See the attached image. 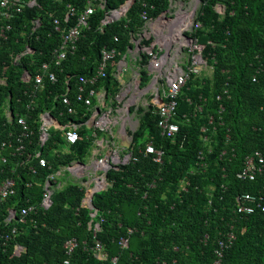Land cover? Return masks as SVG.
I'll use <instances>...</instances> for the list:
<instances>
[{
    "label": "trees",
    "instance_id": "16d2710c",
    "mask_svg": "<svg viewBox=\"0 0 264 264\" xmlns=\"http://www.w3.org/2000/svg\"><path fill=\"white\" fill-rule=\"evenodd\" d=\"M89 1L38 0V6L14 12L11 20L0 16V183L14 179L17 188L15 196L0 202V264H64L68 259L64 246L73 238L79 246L69 258L71 264H112L115 257L117 264H214L219 242L229 232L236 240L224 250L222 264H264V211L257 209L259 204L264 206V175L254 181L237 178L246 157L264 151V0H202L196 19L201 28L194 30V37L204 46L214 74L193 76L182 90L175 117L181 130L175 140L161 134L152 110L142 116L133 144L138 161L111 170V186L94 197L100 222L96 236L90 229L91 212L81 205L84 191L79 187L71 185L55 195L50 209L40 207L43 187L37 184L44 186L60 164L78 158L51 157L54 139L42 145L40 114L51 110L55 96L66 92L68 82L71 85L93 73L103 47L116 45L125 52L130 34L143 26V11L156 18L169 5L168 0H137L126 18L104 30L101 23L107 12L129 0H107L106 9L96 8L77 51L68 55L62 67L54 68L58 83L46 79L37 107L29 111L35 78L43 64L53 63L62 44L55 19L62 29L74 26ZM220 4L226 7L224 15L216 10ZM71 8L76 16L67 20ZM5 26L11 27L6 30L7 40L1 36ZM28 49L34 53H26ZM25 72L31 76L29 82ZM7 107L13 111L11 118ZM20 117L26 119L33 136L23 155H14L16 147L3 149L2 144L18 145L15 138L23 133ZM203 126L209 128L207 135L202 134ZM205 136L214 140L212 145L206 144ZM149 141L165 152L163 164L141 154ZM201 151L204 160L199 158ZM42 158L51 169L38 166ZM183 182L188 183L187 191H180ZM30 183L32 188L27 186ZM246 194L254 198L248 202L256 207L252 214L238 213V199L243 201ZM28 201L35 210L23 219ZM10 210L17 216L7 223ZM122 238L129 239L126 249L120 245ZM97 240L107 254L105 261L95 258L90 249ZM17 248L24 249L21 255H15Z\"/></svg>",
    "mask_w": 264,
    "mask_h": 264
},
{
    "label": "built area",
    "instance_id": "2783aa9c",
    "mask_svg": "<svg viewBox=\"0 0 264 264\" xmlns=\"http://www.w3.org/2000/svg\"><path fill=\"white\" fill-rule=\"evenodd\" d=\"M132 1H127L116 10L108 11L102 20L101 30H104L111 23L126 18L129 10L132 8ZM169 4V11L160 15L156 20H152L147 11L141 13L144 26L140 30V41L144 39L149 40L154 36L155 43L150 47H140L141 45L139 43V46L137 45L135 50L129 49L123 59L121 52L118 57V51L116 49L107 46L104 47L101 50L100 61L98 62L94 75L90 77L80 76L78 81L71 85L68 82L66 92L58 94L60 96V98L58 97L60 103L65 107V113L71 116L66 123H62V131L68 145L74 147L89 140L81 133L85 127L92 131L91 137L94 139L98 138L99 133L109 134V137L107 140L104 138L99 143L97 146L98 154H94L90 160V157L86 159L81 158L83 162L73 161L69 164L62 165L57 172L49 174L43 188L42 200L40 202L41 208L48 210L53 206V195L59 185L57 176L62 172L70 174L73 179V184L84 191L85 197L82 201V207L88 208L91 211L92 217L95 218L98 211L93 205V198L95 194L106 191L111 186L108 176L109 172L111 170H119L122 166L133 161H138L135 155V146L133 145L134 135L139 131L142 116L146 112L152 110V114L158 117V127L164 137L171 140L177 138L181 130L180 125L175 122L179 96L191 77L193 75L199 76L208 68V65L202 56L203 47L199 44L198 39L194 37V30L201 28V24L196 19L198 10H200L202 5V0H169ZM38 5V0H0V16L5 21L11 20L14 12L20 13L26 6L35 7ZM98 7L106 9L107 0H90L84 12L77 16L75 25L66 29H62L60 20L55 19L56 30L62 33V44L54 53L53 63L43 64L42 73L35 78L34 89L31 93L32 101L27 104L29 111L37 107L36 100L38 99V92L45 86L46 79L53 85L58 83L59 77L54 68L62 67L63 62L67 61L68 55L77 51L83 31L89 28L90 19ZM216 10L219 14L224 15L226 7L220 4L217 5ZM74 16H76L75 10L71 8L67 20ZM10 29V26L2 28L1 36L4 40H7L6 30L9 31ZM149 29L150 32L148 31ZM157 34H161L162 38L166 39L167 42L165 41V45H161L156 41ZM119 41V38L115 37V42L119 43ZM130 51L135 53V60L138 58L142 59L143 55H147L150 59V68L157 73L153 80L146 86L142 84L143 80L140 72L135 70L133 78L129 82H124L123 72L125 71L126 61ZM164 69V72H160ZM62 72H64V69H62ZM109 75L122 82L120 93L117 96V101L121 105L114 108V111L108 110L107 112H96L92 109V114H89L91 119L88 123L78 122L80 115L79 109H85L86 113H89L90 110L88 109L92 108L93 99H95L101 90L96 88L97 84L100 79H106ZM68 77L71 76L69 75ZM29 79L31 80V76H29ZM102 89L106 88L104 87ZM108 92L111 93L109 90ZM108 92L105 90L102 91L104 101L109 100ZM104 101L101 99V102L104 103ZM220 109L224 110V107ZM198 110L202 111L203 108L200 107ZM61 115L63 116V114ZM51 120L49 114H46L44 116L45 122L40 129V141L44 146L50 139L47 127ZM18 124L23 127V133L15 138L18 145L13 146L12 143L7 144L6 142L2 144V148L4 149L7 146H10V148L16 147L14 155L16 153L23 155L26 150V142L30 141L33 132L24 117L18 119ZM201 131L202 134L207 135L209 128L203 126ZM204 141L207 145H212L214 142L208 136L204 137ZM211 151L212 149L209 152ZM140 152L154 163L161 165L164 162L165 152L157 149L152 141L147 142L144 150ZM199 158L200 160L205 159L204 151L200 152ZM3 161L6 163L7 158L4 157ZM38 166L40 168H47L49 167V162L44 158L39 159ZM205 166L206 164H203V167ZM30 170L34 174L37 173L34 168ZM260 175H264V151H256L254 154L247 156L242 170L237 174V178L241 181H254ZM27 186L32 188L33 184L30 183ZM186 187L187 184L185 183L181 186L182 190H185ZM16 194L17 188L14 179L9 178L0 183L1 203L6 202ZM253 199L249 194L244 196L243 201L239 198L238 213H254L256 207L248 204V202H253L250 201ZM28 203L29 207L22 210L23 219L35 210V207L29 201ZM257 209L264 211V206L259 204ZM16 216L17 212L10 210L6 222L12 223L16 220ZM98 231L99 225L94 229L95 236ZM16 233L17 229H14L12 234L15 235ZM224 238L225 240L219 242L220 249L217 250L218 258L214 264H222L224 250L236 240V236L232 232L227 233ZM120 245L123 249L128 248L129 239L122 238ZM78 246L77 239H72L66 243L65 250L68 259L64 261V264H71L69 258L72 257ZM90 249L98 260H107L104 247L98 240L94 242V245ZM19 250L21 249L19 248ZM117 263V257L112 259V264Z\"/></svg>",
    "mask_w": 264,
    "mask_h": 264
},
{
    "label": "crops",
    "instance_id": "0c3cea01",
    "mask_svg": "<svg viewBox=\"0 0 264 264\" xmlns=\"http://www.w3.org/2000/svg\"><path fill=\"white\" fill-rule=\"evenodd\" d=\"M136 2H137V0H136ZM131 3H132V6L135 4V3H133V1ZM168 4H169V0H168ZM169 6H170V4L168 5V9L165 12L169 11ZM165 12H163V13H165ZM163 13H161L160 15H162ZM198 13H199V10H198ZM149 17H150V15H149ZM158 17H156V18L150 17V18L152 20H156ZM120 20H122V19H120ZM141 21H142V19H141ZM142 23H143V21H142ZM143 26H144V23H143ZM143 26L141 27V29L143 28ZM140 30L137 33H131L130 34V36H129V45H128L127 50L125 52L121 51L118 47H116V45L111 46L109 48L116 49L118 51V57H119V53L121 52V57L123 56L122 57V59H123L127 55L128 50L129 49L135 50L139 43L141 45L140 47H143V46L150 47L153 43H155V37L154 36H152L149 40L148 39H144V40L140 41V34H141ZM148 31L150 32V29ZM156 41H158L161 45H165L166 39L162 38L161 34H159V35L157 34V40ZM26 53H34V51L30 49ZM26 53H23V54H26ZM20 58L21 57L19 55L17 57V60H20ZM126 63H127V65L125 66V71L123 72L124 82H129L133 78L134 70L140 72V74L142 76V80H143L142 84L144 86L148 85V83L150 81H152L153 78L155 77V75L157 74L155 71H153L152 68H150V59H149V57L147 55H143L142 59L138 58L137 60H135V53L130 51V53H129L128 57H127ZM97 65H98V63H97ZM97 65H96V68L94 69V71H93V73L91 75H87V76H83V77H90V76L94 75V73L97 70ZM164 71H165V69L160 71V72H164ZM205 72H207L208 75H204ZM144 73H146V75H144ZM210 74L211 73H210L209 70H205V71H203L201 73V75L204 76V77L212 78V75H210ZM28 75H29V73L25 72L24 79H25L26 82L30 81V79H29L30 75L29 76ZM104 87L107 90L106 89H102ZM121 87H122V82L119 79H117V78H112L110 75L106 79H100V81L97 84L96 88L97 89H101V90L99 91V94L95 97V99H93L92 108L88 109V110H90L88 114L86 113L85 109L84 110L79 109L80 115H79L78 122L88 123L90 121V119H91L89 114H92V109H94L96 112H107L108 110H113L114 111V108H116L119 105H121L117 101V96L120 93V88ZM103 90H105L107 92L109 90L111 92V93L108 92L109 93V100H107V101H104V98L102 96V91ZM58 97L60 98L59 95L55 96L54 103H53V106H52L51 110H48L45 113H41L40 114V122H39L40 123V129H41V126L45 122L44 121V116L46 114H49V117L52 119L51 121H49L50 123L48 124V127H47L48 128V132L50 134V138L54 139L53 143H52V147L49 150L51 157L53 158L55 155H57L60 158L71 157L72 155H77L78 156V158H75L74 160L70 161L69 163H71L73 161H76V160L83 162L82 159H86V158H89V157H90L89 158V160H90L94 156V154H98L97 146L99 145V143L104 138H105V140H107L108 137H109V134L99 133L98 134V138L94 139L93 137H91L92 131L89 130L87 127H85V128L82 129L81 133H82V135L86 136L87 139H89V140H87V142L85 141L83 143H80V144H78V145H76L74 147H71L70 145H68V143L65 140L63 131H62V123H66L71 118V116H68L65 113V107L60 103V99ZM101 99H103L104 103L101 102ZM36 102H38V99L36 100ZM6 113H7V116L9 118H11V115L13 114V111H11L7 107ZM61 114H63V116ZM82 154L85 155L84 158L81 157V156H83ZM63 160H65V159H63ZM67 162L68 161L66 160V161L63 162V164H60L58 170H60V167L62 165L69 164ZM57 177H58V180H59V185H58V189L55 191L53 197L55 195H57L58 193H60L61 191L65 190L67 187L73 185V179H72L70 174H65V173L60 172V174ZM46 179H45V181H46ZM37 185L39 187H43L44 188V186L40 185L39 183ZM44 185H45V182H44ZM42 194H43V192H42ZM41 200H42V198H41ZM39 205H40V203H39ZM20 249L21 250H19V248H17L15 255H21V253L24 251V249L23 248H20Z\"/></svg>",
    "mask_w": 264,
    "mask_h": 264
},
{
    "label": "clouds",
    "instance_id": "9594fccd",
    "mask_svg": "<svg viewBox=\"0 0 264 264\" xmlns=\"http://www.w3.org/2000/svg\"><path fill=\"white\" fill-rule=\"evenodd\" d=\"M202 46V45H201ZM203 47V52H202V56H203V58L205 59V61L207 62V60H206V58H205V56H204V46H202ZM207 65H208V62H207ZM206 70H209V71H211V75L213 76V74H214V67L213 66H209L208 65V68L206 69ZM205 71V70H204ZM193 76H195V77H204V76H202L201 74L199 75V76H196V75H193ZM192 76V77H193ZM190 81V80H189ZM188 81V82H189ZM225 93H227L226 91H225ZM219 97H220V99H219ZM218 97V100L220 101L221 100V96H219ZM221 107H224L223 105H221L220 106V108ZM225 112V107H224V110H221V109H219V113L220 114H223ZM109 176V175H108ZM183 183H185V184H187V186H188V183L187 182H183ZM182 183V184H183ZM182 184H181V186H182ZM73 185H75V184H73ZM75 186H77V185H75ZM181 186H180V188H181ZM78 187V186H77ZM180 191H187V187H186V189L185 190H182V188L180 189ZM103 192V191H102ZM101 193V192H100ZM96 195V194H95ZM84 197H85V193H84ZM95 197V196H94ZM84 199V198H83ZM93 200H94V198H93ZM83 201V200H82ZM82 205V204H81ZM93 205H94V203H93ZM95 207V206H94ZM86 209H88V208H86ZM98 211V213H97V215L95 216V218H93L92 217V215H91V217H92V220H91V222L89 223L90 224V229H92L93 230V232H94V229L96 228V226L97 225H99V231H100V222H99V220H98V217H99V210H97ZM91 212V211H90ZM98 231V232H99ZM73 239H76V238H73ZM70 240H72V239H70ZM69 240V241H70ZM78 241V240H77ZM68 242V241H67ZM78 243H79V241H78ZM66 245V244H65ZM92 248V247H91ZM74 254V253H73ZM67 258H68V256H67ZM96 258V257H95ZM116 258V257H115ZM114 259V258H113ZM105 261V260H104Z\"/></svg>",
    "mask_w": 264,
    "mask_h": 264
},
{
    "label": "rangeland",
    "instance_id": "374dc122",
    "mask_svg": "<svg viewBox=\"0 0 264 264\" xmlns=\"http://www.w3.org/2000/svg\"><path fill=\"white\" fill-rule=\"evenodd\" d=\"M210 73H211V71H210ZM204 75H208V73L207 72H205V74ZM211 75V74H210Z\"/></svg>",
    "mask_w": 264,
    "mask_h": 264
},
{
    "label": "water",
    "instance_id": "95a60500",
    "mask_svg": "<svg viewBox=\"0 0 264 264\" xmlns=\"http://www.w3.org/2000/svg\"><path fill=\"white\" fill-rule=\"evenodd\" d=\"M136 2V0H133V3H135Z\"/></svg>",
    "mask_w": 264,
    "mask_h": 264
}]
</instances>
